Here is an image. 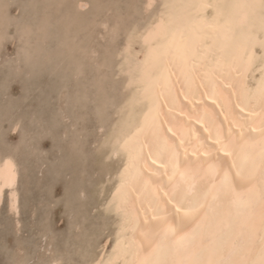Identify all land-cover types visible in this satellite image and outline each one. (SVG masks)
<instances>
[{"label": "bare ground", "instance_id": "6f19581e", "mask_svg": "<svg viewBox=\"0 0 264 264\" xmlns=\"http://www.w3.org/2000/svg\"><path fill=\"white\" fill-rule=\"evenodd\" d=\"M157 1L143 0L146 17L126 29L119 53L125 93L108 152L120 163L105 201L114 221L90 256L264 264V0H159L152 11ZM14 161L0 158V201L8 189L12 209Z\"/></svg>", "mask_w": 264, "mask_h": 264}, {"label": "rangeland", "instance_id": "374dc122", "mask_svg": "<svg viewBox=\"0 0 264 264\" xmlns=\"http://www.w3.org/2000/svg\"><path fill=\"white\" fill-rule=\"evenodd\" d=\"M106 1L0 0V158L17 171V208L8 189L0 201V264H94L91 253L108 244L105 201L120 160L109 136L125 93L119 53L147 13L143 0Z\"/></svg>", "mask_w": 264, "mask_h": 264}, {"label": "snow or ice", "instance_id": "6c2138e0", "mask_svg": "<svg viewBox=\"0 0 264 264\" xmlns=\"http://www.w3.org/2000/svg\"><path fill=\"white\" fill-rule=\"evenodd\" d=\"M194 264H195V262H194Z\"/></svg>", "mask_w": 264, "mask_h": 264}]
</instances>
